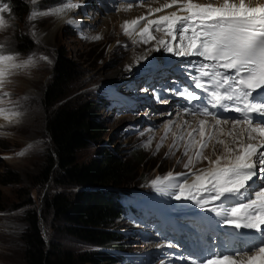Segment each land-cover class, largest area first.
<instances>
[{
    "label": "snow or ice",
    "instance_id": "1",
    "mask_svg": "<svg viewBox=\"0 0 264 264\" xmlns=\"http://www.w3.org/2000/svg\"><path fill=\"white\" fill-rule=\"evenodd\" d=\"M136 2L143 0H131L127 9ZM4 4L0 2V11ZM83 7L66 0L62 7H54L50 12L34 9L29 19L50 14L61 17L69 10ZM165 9L172 11L154 19L141 16L126 22L124 32L132 37L133 44L149 43L155 39L153 31L161 32L170 40H159L154 51L162 49L174 57L193 58L186 61L191 86H184L173 94L188 103L183 109L185 115L200 119L193 127L190 121L181 123L177 113L178 119L163 125L165 136L156 151L159 152L175 125L181 131L173 133L172 148L176 151L183 148L186 162L177 160V163H182L187 171L175 175L168 172L151 181V187L157 193L208 213L202 219L214 220L224 230L214 233L212 245L199 249L196 255L179 259L187 260L188 264H264V186L257 187L253 181V177L264 180V152L258 151L264 148V140L251 142L257 140L254 134L264 137V0H219L218 3L165 0L149 12L160 13ZM141 21H145L143 26ZM67 23L80 27L71 19ZM92 39L99 40L100 36ZM14 59L0 51V88L9 76V69L4 65ZM40 59L51 63L47 56ZM16 67L11 65L12 69ZM7 96V93L0 96V103ZM4 112L0 108V115ZM222 113H234L237 118L229 120ZM11 114L17 118L21 115L18 111ZM229 123L228 135L233 137L231 145L235 147L216 135L223 134L222 126ZM241 125L246 126L243 131L247 132V143L233 135ZM152 139L149 137L142 147H149ZM217 145L221 146L218 155ZM210 146L215 159L205 155ZM170 152L175 154L171 149ZM205 160L208 167L197 169L196 165ZM217 235L228 239L217 245Z\"/></svg>",
    "mask_w": 264,
    "mask_h": 264
},
{
    "label": "rangeland",
    "instance_id": "2",
    "mask_svg": "<svg viewBox=\"0 0 264 264\" xmlns=\"http://www.w3.org/2000/svg\"><path fill=\"white\" fill-rule=\"evenodd\" d=\"M90 1L73 0L74 3L86 2L88 5L86 4L82 9H74L75 12L70 14L62 25H58L57 22L60 21V17L51 14L46 16L37 15L33 20H30L29 17L34 9L51 11L54 7L63 5L66 0H39V3L35 6L27 4L28 11L23 19L16 17L11 11L17 18V22L15 27L6 34L9 39L5 42L3 37H0V43L4 45L0 51H3L4 54L15 56L19 53L23 58L30 53H34L40 62V67L33 70L30 76L23 74L9 75L7 81H13V83H5L4 87L0 88V96L4 93L8 94L3 103H0V108L5 109V114L2 115L5 117L6 114H9L8 116L16 122L5 118L4 121L6 123L13 122L17 125L13 128L0 126V133H4L0 135V264H26L24 249L20 243V234L23 230L22 213L30 206L24 205L20 209H14V207L31 200L33 208L38 211L42 210L46 194L54 192L51 181L48 185L42 187L38 183L40 182V173L46 166L47 151L51 146L46 131V120L51 113L50 111L54 108H46L44 96L58 53H65L67 58L78 66L76 71L78 83L73 85V89H77V91L70 96L76 97L81 102H88L89 100L93 102L95 111L92 119L100 129L99 139L77 153L76 159L78 162L89 163L105 151H110L123 160L131 159L133 154L137 153L136 155L140 159H146L147 165L140 166L137 170L140 174H135L131 187L136 188L135 192L137 193H140L142 188L151 191L150 195L157 193L151 187V181L157 177H163L168 172L175 175L187 171L182 163H177V160L186 162V158L182 155L183 148L181 147L179 151L172 148L175 140L173 133L179 134L181 131L175 125H173V131L168 133L167 139L163 141V146L159 152L156 151L157 145L161 143L162 138L165 136L166 130L163 125L177 117V110L172 105L166 107L163 103L157 104L155 101L154 106H158L157 108L142 104L138 109L139 103H137V108L134 111L127 107H121L118 108L117 113L114 112V115H109L106 113L107 109L104 106L100 107L95 98L96 95L101 93L107 94V90L113 86V83L118 85L116 89L120 88L130 94L137 90L136 86H142L146 80L145 65L143 64L145 59L138 58L144 56L150 50L148 48L149 44L153 45L159 40L165 39V36L160 33H153L155 39L149 43L138 42L133 44L132 37L126 35L123 28L126 22H130V18L121 19L120 11H111L105 5L106 0H92L91 4ZM150 3H153V1L150 0L145 5ZM99 5L106 7L108 10L101 16L98 15L96 9ZM5 15L8 14L5 13ZM143 16L147 17L148 14ZM69 19L74 22L78 21L80 27L76 28L69 25L67 23ZM144 22L141 21L140 26H143ZM19 32L22 35H27L34 45L30 52L26 54L18 52V46L15 44V35ZM95 36H100V39H92ZM135 38L138 41L140 40L138 36ZM159 54H161V50L156 51L154 57L157 58ZM42 56H47L51 63L41 60ZM141 65L140 71L138 68ZM129 67L131 70H129ZM173 68L172 65L168 68L166 79L176 78ZM155 86L158 95L154 98L149 95L148 91L144 90V95H148L147 100H156L160 95H166L169 100H184V98L173 94L174 91L181 88L177 80L170 83L162 79L157 81ZM144 89L149 90L147 86ZM112 91L114 92V90ZM112 96L114 95L112 94ZM182 107L180 114H183V109L187 107L185 100ZM12 111L20 112V117L13 116ZM168 113H172V115L169 116ZM112 115L113 117H111ZM148 129H152V131L149 132ZM141 132L144 134L141 135ZM241 135L242 139L246 140L245 133H241ZM149 137L153 138L150 146L147 148L142 147L148 142ZM29 145H31V148H29ZM170 149L175 152L174 155L171 154ZM21 152H24V155H20ZM205 155L215 158L212 156L211 146L205 151ZM206 167H208L207 160L196 165L197 169ZM141 168L147 170L142 171L145 174L144 176H141ZM10 173L15 175V179L14 176H8ZM12 179V184H1L8 183ZM123 188L124 185L120 186L118 190L123 191ZM103 190L116 192L112 188ZM78 191L79 189H74L71 193L75 194ZM117 216L120 217L121 215ZM51 220L50 217L47 225L41 222L43 236L46 240L55 239V243L64 251L78 254L95 249L99 253L117 255L120 262L116 264H146L145 261L141 260L137 263V260L129 258L133 253L137 256H141L143 253L140 252L142 250L141 246L137 247L132 238L129 235L126 236L127 232L124 237H121L122 231L120 229L126 225V222H120L119 219L116 220L114 217L113 221L109 222L107 226V231L113 234L120 233L121 241L119 243L101 248H91L92 246L90 247L63 234L57 235L55 232L56 227H54ZM150 220L153 221L154 219ZM152 224L154 223L152 222ZM60 225L64 226V223H60ZM148 244V248H150L153 241ZM143 249H146V247Z\"/></svg>",
    "mask_w": 264,
    "mask_h": 264
},
{
    "label": "trees",
    "instance_id": "3",
    "mask_svg": "<svg viewBox=\"0 0 264 264\" xmlns=\"http://www.w3.org/2000/svg\"><path fill=\"white\" fill-rule=\"evenodd\" d=\"M0 2L9 4L12 13L21 19L28 11L24 0H0ZM15 44L18 46V52L22 54L30 52L34 47L28 36L20 32L15 35ZM77 67L65 53H58L44 96L46 108H54L46 120V131L51 146L47 151L46 166L40 173L38 184L42 187L51 181L54 192L46 194L42 210L33 208L31 200L14 207L20 209L24 205L30 206L22 213L23 230L20 234L26 264L120 262L117 255L99 253L95 249L78 254L62 250L55 243V239L44 238L41 222L47 225L51 217L57 235L63 234L92 246L91 248L119 243L121 234L107 231V226L114 217L117 219L119 218L117 215L122 214L121 198L118 192H107L103 189L118 190L124 185L123 191L128 193L132 189L131 183L135 174H140L137 170L140 166L147 165L146 159H140L137 153L133 154L132 160H123L110 151H105L86 164L77 161V153L95 143L100 137L99 126L92 119L95 111L93 102L91 100L81 102L76 97L70 96L77 91L73 89V85L78 83ZM95 98L98 104L105 101L101 94L96 95ZM142 171L147 170L141 168V176H144ZM8 176H14L15 179L13 173ZM12 182L13 179L1 184L8 185ZM74 189L79 191L75 194L71 193ZM130 208V214L135 213L134 207ZM60 223H64V226Z\"/></svg>",
    "mask_w": 264,
    "mask_h": 264
},
{
    "label": "bare ground",
    "instance_id": "4",
    "mask_svg": "<svg viewBox=\"0 0 264 264\" xmlns=\"http://www.w3.org/2000/svg\"><path fill=\"white\" fill-rule=\"evenodd\" d=\"M165 1H163V2H160L159 3V5H161V4H163ZM217 2H219V0H217ZM202 3V2H201ZM78 4V3H77ZM79 4H82V5H84V6H86V2H84V3H79ZM88 5V4H87ZM63 5H61V6H58V7H62ZM148 6H150V8H156V5H153V3H150V4H148ZM149 8V9H150ZM149 9H144V10H142V9H134V10H132V11H120V13L119 14H121V16H120V18L121 19H124V18H126V17H128V18H130V21H132L133 19H138L139 17H141V16H143V15H146V14H148L149 13ZM48 11H50V10H48ZM75 12V10H69V11H67L63 16H61L60 17V21L58 20L57 22L59 23L58 25H62V23H64L65 22V19L70 15V14H73ZM82 13V12H81ZM149 15V14H148ZM73 16V15H72ZM71 17V16H70ZM58 19V18H57ZM77 23H78V21H76ZM105 22V21H104ZM145 23V22H144ZM153 46V47H152ZM156 46H157V43H155V44H149V46H148V48L150 49V50H152V51H148L144 56H141V57H147L146 59H145V61L147 60V59H150L151 60V58L152 57H154L155 55H156V51H154L153 49H155L156 48ZM139 50H142V49H139ZM138 52V51H137ZM158 57V56H157ZM137 60V59H136ZM150 60H148V61H150ZM144 61V62H145ZM144 64V63H143ZM142 64V65H143ZM142 65L138 68V70H140L141 71V67H142ZM121 72V71H120ZM123 74V73H122ZM123 76V75H122ZM117 84L116 83H113V86H111L109 89L111 90V97H110V99H113L114 98V96H112V94L114 95V92L112 91V90H114V88H117ZM119 86H120V84H119ZM101 95L105 98V96H104V94L103 93H101ZM3 114H5V113H3ZM7 116L9 115V114H6ZM114 115V114H113ZM113 115L111 116V117H113ZM5 116V115H4ZM10 117V116H9ZM14 118V117H13ZM17 118V117H16ZM16 118H14V119H16ZM10 119H12V118H10ZM13 120V119H12ZM14 121V120H13ZM14 122H16V121H14ZM134 125H135V123H133ZM0 126L1 127H10V128H13V127H16L17 125L15 124V123H13V122H8V123H6L5 121H4V117H3V115H0ZM223 129H225L224 131H223V134H220V136H218V134L216 133V135H217V137H219V139H223V140H225L226 142H228L229 144H230V146H233V147H235V145H231V141H232V139H228V138H233L232 136H229L228 135V132L231 130V125H226V126H224L223 127ZM242 134H244V132H242V131H240V130H235V132L233 133V135L234 136H236V137H238L239 139H242L243 137H241L242 135H241V133ZM245 136H246V140H247V135L245 134ZM245 143H246V141L245 140H243ZM260 140L259 139H257L256 141H254L255 143H258ZM213 143H214V141H213ZM220 150H221V146H219V145H217V155L218 154H220ZM209 156V155H208ZM212 159H215V158H212ZM136 189V188H135ZM135 189L134 188H132V189H130V191H128V193H126V194H128L131 198L132 197H134L135 195H137V194H139V193H137V192H135ZM134 209H135V213H133V214H131V217H130V219L129 220H132V221H134V222H137V220L136 219H138V220H142L144 217H145V215H143V214H145L142 210H140V209H136L135 207H134ZM165 210L167 211V212H173L174 210H175V207H171V205L170 204H168V203H166L165 204ZM117 219H119V221L120 222H124L123 221V217H119V218H117ZM116 219V220H117ZM140 221H138L137 222V225H139L140 224ZM125 225V224H124ZM129 222L128 221H126V225L124 226V227H122L120 230L122 231L121 232V236H125V234H126V232L129 230L128 228H129ZM123 226V225H122ZM129 232V231H128ZM128 232H127V234H128ZM127 234H126V236H127ZM161 243H157L156 244V247H161ZM130 258H134V257H130Z\"/></svg>",
    "mask_w": 264,
    "mask_h": 264
},
{
    "label": "clouds",
    "instance_id": "5",
    "mask_svg": "<svg viewBox=\"0 0 264 264\" xmlns=\"http://www.w3.org/2000/svg\"><path fill=\"white\" fill-rule=\"evenodd\" d=\"M24 2L30 6H35L39 3V0H24ZM5 13L8 15H5ZM16 22L17 18L11 13L9 4L5 3L3 10L0 11V37H3L5 42L9 39L6 34L15 27ZM3 46V43H0V50H2ZM13 57H15L14 60L4 65V67L9 69V75L23 74L30 76L33 70L40 67L39 59L36 58L34 53H30L27 57L23 58H21V54L17 53ZM13 64L17 65L15 69L11 68ZM5 83H13V81H6Z\"/></svg>",
    "mask_w": 264,
    "mask_h": 264
}]
</instances>
